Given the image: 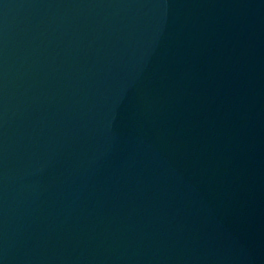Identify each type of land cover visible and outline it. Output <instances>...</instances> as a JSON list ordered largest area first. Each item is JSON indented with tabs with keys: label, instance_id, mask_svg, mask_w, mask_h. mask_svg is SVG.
I'll return each mask as SVG.
<instances>
[{
	"label": "water",
	"instance_id": "95a60500",
	"mask_svg": "<svg viewBox=\"0 0 264 264\" xmlns=\"http://www.w3.org/2000/svg\"><path fill=\"white\" fill-rule=\"evenodd\" d=\"M0 264H264V0H0Z\"/></svg>",
	"mask_w": 264,
	"mask_h": 264
}]
</instances>
